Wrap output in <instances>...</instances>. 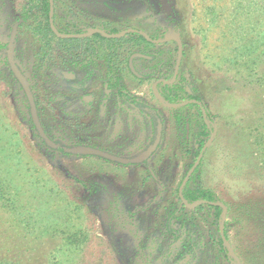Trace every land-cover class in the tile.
<instances>
[{"label":"rangeland","instance_id":"374dc122","mask_svg":"<svg viewBox=\"0 0 264 264\" xmlns=\"http://www.w3.org/2000/svg\"><path fill=\"white\" fill-rule=\"evenodd\" d=\"M107 1L140 3L146 15L122 21L115 12L94 11L93 27L153 38L179 31L184 53L175 92L196 95L201 105H163L152 89L160 70L139 88L128 74L130 91L165 117L147 164L48 148L43 138L129 158L148 131L138 114H127L124 143L112 144L106 120L79 106L82 91L61 73L65 42L41 33V2L0 0V43L16 30L14 65L0 59V264H230L220 239L234 264H264V0ZM174 48L171 42L149 49L169 58ZM16 64L28 88L13 73ZM203 108L213 124L205 144L213 137L183 194L206 189L217 201L187 204L180 186L203 148ZM210 203L226 207L219 228L211 211L199 208Z\"/></svg>","mask_w":264,"mask_h":264},{"label":"flooded vegetation","instance_id":"af4514ba","mask_svg":"<svg viewBox=\"0 0 264 264\" xmlns=\"http://www.w3.org/2000/svg\"><path fill=\"white\" fill-rule=\"evenodd\" d=\"M54 2V23L57 29L63 34V37H59L65 39L78 38L75 39V42H67L75 44L74 48L69 46L66 47L65 45L67 44L64 43L62 53L63 57L66 59L65 62H63V64L66 65V69L61 72L68 79L73 80L72 86L75 88V90L82 91V94L78 97L77 103L79 106L85 107L89 113L93 111L100 112L99 117H101L104 121L106 120L105 122L107 123L108 128L111 129L109 132V139L111 140V143L115 145L118 141H120L121 144L122 142L124 143L123 134L126 132L125 129L126 118L128 117L127 114H138L139 117L145 120V127L148 131L147 140H144L141 147H139L137 152H135L132 157L123 159L128 160V162L125 163L147 164L152 154L156 152L163 138L165 117L160 106H157L151 101H147L142 97H138L136 93L131 92V86L126 83V80L129 78L128 74H131L133 78L137 79V84L135 86L139 88L146 81L156 75V70H160L157 78L152 82V89L160 92L162 99L161 102L163 105L174 106L172 104L177 102H166L163 99V95L170 96V98L177 96L175 89L180 69L176 77L175 73L179 55V44L174 38L168 39L167 37L172 31H176L178 33L179 31L177 29H172L169 33H167L169 30L168 28L165 30L166 32L163 37L153 38L150 36V39L139 32H128L125 35L118 37H107L103 34L105 38L98 36L97 34L99 32H95L89 36H64L66 34H85L88 33L91 28H101L112 34L114 29L106 30V28L101 26L93 27L96 21L95 16L93 15L94 11H108L112 14L115 12L121 16L120 19L122 21H131L141 20L146 15V10L140 3L135 2H114L103 0L102 2L96 4L101 7L100 9H98L96 5L87 4V2L73 3V0H54ZM48 17L50 23V9ZM86 29L87 32H84ZM64 30H66V32H64ZM123 31L126 30H121L119 33ZM130 33H135L139 36H135L133 39H127L129 36L128 34ZM140 35L143 37H140ZM171 42L175 43L174 50L176 49V55L174 57L173 55H171L172 57L169 58L163 56L161 57L158 55V53L149 49L157 46L163 47L171 44ZM67 55L73 56L72 61L69 62V60L66 58ZM13 58L14 50L9 55L10 65H14L12 64ZM167 66L172 68L170 73L166 72L165 70ZM16 70L19 71V75L17 74ZM21 71L22 69L18 64H16V66H14L13 73L19 79H21L20 75L22 76L23 73ZM97 90L103 91L100 98H97V94L95 92ZM127 96H131L135 98L136 102L143 103L157 110L158 114L162 118L163 124L158 126L156 135L150 114L144 111L138 103L128 99ZM198 101L200 102V100ZM197 104L201 105V102L200 104ZM36 113L38 116L37 109ZM33 119L35 120L34 113ZM205 123L209 125L206 121ZM187 128L188 127L186 126V129ZM158 138H160L159 142L149 154V156L142 161H137L136 158L143 155L151 147H153ZM113 160L121 161L117 159ZM149 169L151 170L150 167Z\"/></svg>","mask_w":264,"mask_h":264},{"label":"trees","instance_id":"16d2710c","mask_svg":"<svg viewBox=\"0 0 264 264\" xmlns=\"http://www.w3.org/2000/svg\"><path fill=\"white\" fill-rule=\"evenodd\" d=\"M41 2V5H42V10L44 11L45 15H46V21H42L43 23L41 24L42 27H40L41 29V33L42 34H46V35H51L52 37L55 36V38H57V40L59 42L63 41V42H75V39H78V38H70V39H65V38H60V37H57L51 26H50V23H49V9H50V2L49 0H39ZM171 29H169L167 31V33L170 32ZM84 32H87V29L84 30ZM120 31H112V34H116V33H119ZM15 31H12L11 35H10V40L8 42H4V43H0V59H5L8 61L9 63V55L10 53L13 52L14 48V41H15ZM98 36L102 37V38H105V36L101 33H98L97 34ZM128 38L127 39H133L135 36H139V35H136L135 33H130L128 34ZM140 37H143L142 35H140ZM147 41V40H146ZM148 42V41H147ZM10 64V63H9ZM128 99H131L132 101L136 102L135 98L131 97V96H127ZM192 99V98H195L197 99V96L196 95H193V94H190V96H180V95H177L176 97L174 98H170V96H166V95H163V99L164 101L166 102H177V103H180V102H183L184 100H189V99ZM140 105V107L148 112L152 118V121H153V125H154V132H155V135L157 134V130H158V126L159 125H162L163 124V121H162V118L161 116L158 114L157 110H155L154 108L152 107H149L143 103H140V102H136ZM197 106V105H196ZM202 114V113H201ZM200 114V115H201ZM178 120L180 121V118L178 117ZM201 127H200V131L198 132V135H197V138L199 139L198 142H199V147H203V145L205 144V141H206V138L205 136L208 134V125L204 122V119L202 118L201 116ZM209 125L211 127H213V124H212V121L211 119H209ZM45 137V136H44ZM44 143L46 144V146L48 148H51V149H54V150H58L62 153H69L71 152L72 150V147L73 145L71 144H67L65 143L64 141L62 140H53L52 143H48L44 138ZM199 148V149H200ZM184 197L185 199L188 201V203L192 204L194 203L195 201L197 200H213V201H217V198H216V195L211 192L210 190H206V189H199L197 191H193V192H188V191H184ZM199 208H203V209H209V211H211V213L214 215V220H213V223L216 224V228H219V218L221 217L222 215V212H223V208L219 205H216V204H201ZM173 213L171 214V216L167 219V228L169 229H172V220L173 218H176L175 216L173 217ZM184 221H182V224L181 226L182 227H186L184 226ZM176 236H180V234L177 235V231L178 230H172ZM220 242L222 244V250L224 251V256L226 257L225 259L228 260V262H230V264H234L233 263V257L231 256L227 246L223 243V240L220 239Z\"/></svg>","mask_w":264,"mask_h":264},{"label":"water","instance_id":"95a60500","mask_svg":"<svg viewBox=\"0 0 264 264\" xmlns=\"http://www.w3.org/2000/svg\"><path fill=\"white\" fill-rule=\"evenodd\" d=\"M50 4H51V7H50V23H51V27H52V29H53V31H54L55 33H57V34L60 35V36H63V34L57 29V27L55 26V23H54V19H53V15H54V4H55L54 0H50ZM95 32L102 33V34H104V35L107 36V37H118V36H121V35H125V34L128 33V32H139V33L144 34L145 36H147V37L150 39V37H149L145 32H143V31H138V30H136V29H129V30L123 31V32L118 33V34H110V33L106 32L105 30H103V29H101V28H91L90 31H89L88 33H85V34H66V35H64V36H69V37H70V36H89V35H91V34H93V33H95ZM167 38H168V39H169V38H174L175 40H177V42H178V44H179V55H178V60H177L176 73H175V77H176V75H177L178 72H179L180 65H181V60H182V56H183V46H182V42H181V37H180V34H179L178 32H176V31H172V32L168 35ZM16 72H17L18 75L20 74L18 70H16ZM20 78H21V80L23 81V83L25 84V87L28 88V87H27V84H26V82H25V80H24V78H23L21 75H20ZM29 97H30V100H31V103H32V106H33L34 118H35V120H37L38 116H37V113H36V106H35V104H34L33 96H32L31 94H29ZM187 102H193V103H199V104H200V102H199L198 100H196V99H191V100L185 101L184 103H187ZM180 104H182V103H180ZM180 104L175 103V104H172V105H174V106H179ZM203 116H204V118H205V121L208 123L209 120H208V115H207V111H206L205 108H203ZM212 137H213V134H212L211 138L209 139V141L203 146L202 151H201L200 154L198 155L196 162L194 163V165L192 166V168L189 170L187 176L184 178V180H183V182H182V184H181V186H180V195H181V198H182V200H183L185 203H187V204H189V203H188V201L185 199L184 194H183L184 186L186 185V183H187V181H188L190 175L193 173V171L195 170V168H196V167L198 166V164L200 163V161H201V159H202V157H203L204 151L207 149V147H208V145H209V142L211 141ZM159 139H160V138H158L157 142L155 143V145H154L153 147H151V148H150L147 152H145L143 155L137 157L136 160H137V161H142V160L146 159V158L149 156V154L153 151V149L155 148V146L158 144ZM72 150H73V152H75V153H85V154L91 153V154H99V155H102V156H104V157H106V158L117 159V160H121V161H124V162H128V160H126V159L118 158V157L113 156V155H111V154H109V153H107V152H103V151L97 150V149L92 148V147L78 146V147L73 148ZM219 204H221V206H222L224 209L226 208L225 205H224L223 203H219Z\"/></svg>","mask_w":264,"mask_h":264}]
</instances>
